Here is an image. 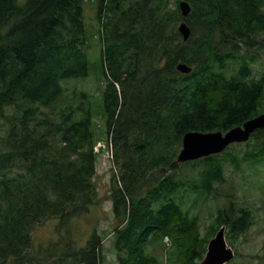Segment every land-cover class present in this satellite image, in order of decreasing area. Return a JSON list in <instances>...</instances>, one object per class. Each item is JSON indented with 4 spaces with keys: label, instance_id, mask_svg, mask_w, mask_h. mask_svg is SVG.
I'll return each mask as SVG.
<instances>
[{
    "label": "trees",
    "instance_id": "1",
    "mask_svg": "<svg viewBox=\"0 0 264 264\" xmlns=\"http://www.w3.org/2000/svg\"><path fill=\"white\" fill-rule=\"evenodd\" d=\"M99 0L105 136L114 148L110 198L117 264H201L222 226L236 242L253 224L246 205L218 207L206 228L187 206L214 196L226 166L264 158V128L230 150L178 163L188 131H223L264 112V0ZM186 21L185 41L178 26ZM84 0H0V264H103V238L85 246L61 228L98 202L95 114ZM180 62L190 73L177 69ZM253 141L252 143H250ZM189 165L190 168H184ZM59 219L65 246L35 249L33 230ZM169 239L168 245L163 240ZM164 245L162 255L149 251Z\"/></svg>",
    "mask_w": 264,
    "mask_h": 264
},
{
    "label": "rangeland",
    "instance_id": "2",
    "mask_svg": "<svg viewBox=\"0 0 264 264\" xmlns=\"http://www.w3.org/2000/svg\"><path fill=\"white\" fill-rule=\"evenodd\" d=\"M98 3L99 0H84V21L88 35V44L85 49L90 62V73L86 78L70 79L64 82L68 97L73 89L85 90L91 95L96 136L102 139L97 147L99 151L97 152L95 175L98 202L90 206L87 212L69 220L67 225L61 228V233L66 236L67 242L73 240L78 246H85L92 231L96 230L104 240L105 260L103 264H117L112 236L116 222L113 214V203L110 198L114 162L113 157H111L112 145H110V149L108 140L106 142L110 136H105V118L101 116L106 81L101 73L102 41L100 25L97 21ZM259 54L258 60L253 64L255 76H259L264 71V50H260ZM5 123L6 120L0 117V132L4 129ZM247 142L238 143L232 146L230 150L240 151L242 155L243 152L252 147L247 145ZM184 168L189 169L190 166L184 165ZM226 178L227 181L217 185L216 194L208 200L194 204L195 195H191L186 204L191 206L194 212L200 214L202 233L206 232V228L212 221L218 207H230L234 201L236 204L248 206L254 214L253 224L239 236L236 242L232 243L227 240L228 245L234 249L235 256L226 264H264V158L255 163L243 162L240 170L227 165ZM61 233L58 218L47 219L36 225L32 233L35 249H39L41 246L51 247L55 242H59L57 246H65L63 240L60 239ZM163 243L168 245L167 237L164 238ZM164 245L151 246L149 251L161 256Z\"/></svg>",
    "mask_w": 264,
    "mask_h": 264
},
{
    "label": "water",
    "instance_id": "3",
    "mask_svg": "<svg viewBox=\"0 0 264 264\" xmlns=\"http://www.w3.org/2000/svg\"><path fill=\"white\" fill-rule=\"evenodd\" d=\"M182 14L187 17L191 12V5L187 0L179 3ZM179 32L185 41L191 37V28L186 21L178 26ZM177 69L182 73H190L193 68L187 63L180 62ZM264 128V112L247 120L242 125L235 126L226 132L223 131H188L183 136L182 148L177 162L194 161L225 151L234 143L247 142L253 133ZM235 256L234 249L228 245L226 226H222L216 235L210 239L207 252L201 264H226Z\"/></svg>",
    "mask_w": 264,
    "mask_h": 264
}]
</instances>
